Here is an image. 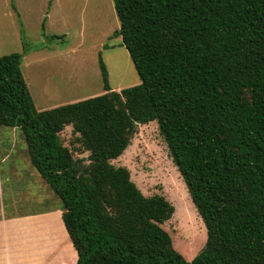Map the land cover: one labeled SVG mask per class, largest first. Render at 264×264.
<instances>
[{"label": "trees", "instance_id": "16d2710c", "mask_svg": "<svg viewBox=\"0 0 264 264\" xmlns=\"http://www.w3.org/2000/svg\"><path fill=\"white\" fill-rule=\"evenodd\" d=\"M112 2L138 85L113 91L99 56L103 94L38 111L22 54L0 57V126L21 130L61 202L76 264H264V0ZM151 122L205 226L190 261L111 164ZM67 127L86 161L62 145Z\"/></svg>", "mask_w": 264, "mask_h": 264}, {"label": "rangeland", "instance_id": "374dc122", "mask_svg": "<svg viewBox=\"0 0 264 264\" xmlns=\"http://www.w3.org/2000/svg\"><path fill=\"white\" fill-rule=\"evenodd\" d=\"M118 29L112 0H0V57L22 54L21 71L38 111L103 94L99 56L113 91L140 84L120 37H113ZM77 137L67 127L60 140L86 161ZM111 164L127 170L147 215L174 235L175 248L192 260L205 226L158 124L138 125L130 145ZM60 204L29 163L21 130L0 126V214L35 213ZM57 224L53 234L66 253Z\"/></svg>", "mask_w": 264, "mask_h": 264}, {"label": "crops", "instance_id": "0c3cea01", "mask_svg": "<svg viewBox=\"0 0 264 264\" xmlns=\"http://www.w3.org/2000/svg\"><path fill=\"white\" fill-rule=\"evenodd\" d=\"M57 221L66 253L53 234L52 224ZM76 260L60 207L35 213L0 214V264H76Z\"/></svg>", "mask_w": 264, "mask_h": 264}]
</instances>
